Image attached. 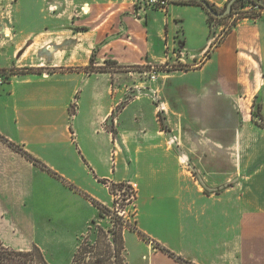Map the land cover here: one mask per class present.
I'll use <instances>...</instances> for the list:
<instances>
[{
  "label": "crops",
  "instance_id": "0c3cea01",
  "mask_svg": "<svg viewBox=\"0 0 264 264\" xmlns=\"http://www.w3.org/2000/svg\"><path fill=\"white\" fill-rule=\"evenodd\" d=\"M3 6L5 247L70 264L98 217L92 201L108 205L105 185L125 183L145 236L124 231L125 249L140 247L125 264H179L155 246L190 264H264V124L252 117L256 101L264 119L262 17L224 33L198 5L69 0L52 18L74 30L17 32Z\"/></svg>",
  "mask_w": 264,
  "mask_h": 264
},
{
  "label": "trees",
  "instance_id": "16d2710c",
  "mask_svg": "<svg viewBox=\"0 0 264 264\" xmlns=\"http://www.w3.org/2000/svg\"><path fill=\"white\" fill-rule=\"evenodd\" d=\"M230 0H228L229 2ZM264 1V0H262ZM227 2V3H228ZM181 4H193L198 5L203 8V6L196 2V1H186V2H179ZM207 5H209L214 11H219L217 8H215L213 5L209 4L208 2H205ZM227 3L225 4L224 8L226 7ZM249 4L252 9L257 8L259 10L264 11V7L259 6L256 2L252 0H236L232 5V11L231 13L225 17H231L233 16V9L238 4ZM223 8V10H224ZM205 11L206 9L203 8ZM208 15V25L210 28H213L214 20H222L225 18H215L211 16L207 11ZM259 13L255 12L252 14H249L247 17H258ZM244 16H242L243 18ZM261 17V16H260ZM264 22V19H263ZM235 25V22L232 26ZM230 30V29H227ZM99 72L103 71L101 69L98 70ZM20 74H23L20 73ZM253 111H252V117L254 120H256V123L264 124V119L261 116L260 110L261 106L260 103L254 101L253 103ZM0 139L6 143V140H4L2 137ZM9 147H11L14 151L20 153L22 156H24L27 160L32 162L34 165L40 166L42 169L47 170L44 166L40 165L36 160H34L30 155L25 153L22 149H20L17 146H14L13 144L7 143ZM116 189L122 190L125 188L127 191L126 196L130 197V199H127L128 204L131 199H136V191L133 189L131 185L120 183V184H112ZM130 191V192H129ZM92 204L98 209V218L100 219H110V223L112 225L110 227H100L97 228L98 231L95 235L94 240H89V237L83 238L79 244L77 245V248L75 252L73 253L72 259L70 264H125V258H124V239H123V233L125 230L133 231L135 232L140 238L145 239V236L136 230L135 225L128 224V221L123 218V216H119L116 214V212H112L109 208H107L104 205H101L95 201H92ZM96 221L93 220L91 225H95ZM157 250L160 252L166 254L168 257L174 259L179 264H190L181 258H178L174 256L170 251L167 249L155 246ZM0 264H50L42 254V252L36 247L33 246L29 251H16L9 249L5 247L0 242Z\"/></svg>",
  "mask_w": 264,
  "mask_h": 264
},
{
  "label": "rangeland",
  "instance_id": "374dc122",
  "mask_svg": "<svg viewBox=\"0 0 264 264\" xmlns=\"http://www.w3.org/2000/svg\"><path fill=\"white\" fill-rule=\"evenodd\" d=\"M69 0H11V8H6V6H3V10L9 11L12 16L8 19H2L1 23L8 24V25H14L17 32L19 31H27V30H42L45 27H48L49 29H59L64 26L71 27L72 30L76 28V26H72L66 18H59L54 19L52 16L53 10L55 12H60L63 9V6L65 3H67ZM139 5H142L143 7H149L147 5V0H137ZM53 7V9L51 8ZM2 10V9H1ZM219 11H223V8ZM254 13V10L249 4H238L233 9V16L222 19V20H214L213 27H215L219 22H224L226 24V27L230 29L232 25L234 24L235 20L237 18H242V16L247 17L249 14ZM10 22V23H9ZM228 31V30H227ZM19 73V72H17ZM130 192V191H129ZM127 191L124 189L118 190L114 186L110 185L108 190V197H106V202L108 205H104L107 208H109L112 212H118L120 215L125 218V220L128 221V224L135 225V200L131 199L129 204L127 199H130V197L126 196ZM96 224L91 225L90 231L85 235L82 236L79 239V242L85 238L89 237V240H94L95 235L98 231L97 228L100 227H110L112 223H110L109 218H96ZM94 238V239H93ZM78 242V244H79ZM131 244V241L127 243V247L125 249L124 247V258L127 260V258H131L130 254L135 253V256L139 254L140 247L135 248L134 245ZM134 247V248H133ZM128 249V250H127ZM134 251V252H133ZM73 256V255H72ZM51 262L53 261H59L58 259H51L49 258ZM131 263L129 264H135L134 263V257L131 259ZM71 262V258L68 263ZM126 263V262H125Z\"/></svg>",
  "mask_w": 264,
  "mask_h": 264
},
{
  "label": "built area",
  "instance_id": "2783aa9c",
  "mask_svg": "<svg viewBox=\"0 0 264 264\" xmlns=\"http://www.w3.org/2000/svg\"><path fill=\"white\" fill-rule=\"evenodd\" d=\"M169 1L168 0H147V5L151 8H156V9H161L164 10L166 8V6L168 5ZM255 12H258L259 15L264 19V11L263 10H259L257 8H254ZM228 27H225L223 32H227ZM156 79V71L153 70L150 74H149V80L154 81ZM6 82V76L0 73V86L3 85ZM107 190H109V186L110 184H106L105 185ZM132 186V185H131ZM133 189H135L134 186H132ZM116 214L120 215L117 211Z\"/></svg>",
  "mask_w": 264,
  "mask_h": 264
},
{
  "label": "water",
  "instance_id": "95a60500",
  "mask_svg": "<svg viewBox=\"0 0 264 264\" xmlns=\"http://www.w3.org/2000/svg\"><path fill=\"white\" fill-rule=\"evenodd\" d=\"M168 1H169V2L196 1V2L200 3V4L203 6V8H205L206 11H207L211 16H213V17H215V18H225V17H227V16L231 13V11H232V5H233V3H234L236 0H230V1L227 3V5H226V7L224 8V10L221 11V12L214 11L209 5H207V4L205 3L204 0H168ZM252 1L256 2L259 6L264 7V1H262V0H252Z\"/></svg>",
  "mask_w": 264,
  "mask_h": 264
}]
</instances>
